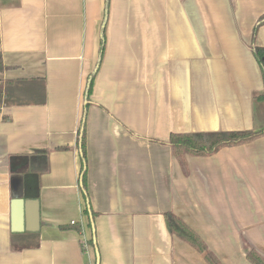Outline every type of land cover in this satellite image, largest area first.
Masks as SVG:
<instances>
[{
	"label": "crops",
	"instance_id": "1",
	"mask_svg": "<svg viewBox=\"0 0 264 264\" xmlns=\"http://www.w3.org/2000/svg\"><path fill=\"white\" fill-rule=\"evenodd\" d=\"M263 17L264 0H0V264H208L169 212L221 264L264 257V137L187 156V174L168 144L264 128ZM26 174L37 232L14 231Z\"/></svg>",
	"mask_w": 264,
	"mask_h": 264
},
{
	"label": "trees",
	"instance_id": "2",
	"mask_svg": "<svg viewBox=\"0 0 264 264\" xmlns=\"http://www.w3.org/2000/svg\"><path fill=\"white\" fill-rule=\"evenodd\" d=\"M107 8L106 6V16L104 20V26L102 29L101 36V49L99 64L101 63L104 46H105V25L107 20ZM264 25V17L259 21V24L254 30V35L259 27ZM253 55L257 60L264 78V48L259 46H254L252 48ZM97 72L90 75L86 90H85V110L84 117L82 121L81 130L79 135L81 138L82 145V156L86 162V134H85V114L87 108L90 104V97L93 92V85L95 81V76ZM46 99L42 103H45ZM256 102L264 105V91L256 98ZM264 137V128L254 131H244V132H201V133H185V134H171L169 137L168 144L172 149L174 157L178 160L181 165L182 170L187 174V156L195 157H209L218 153L223 148L238 147L245 144L255 142ZM82 187L83 192L87 196V185H86V168H82ZM40 191V180L38 174H26L24 176V197L26 199H38ZM86 215H92L93 218L96 216L95 213L90 212L88 209L85 211ZM166 224L170 233L178 236L182 240L189 243L194 247L199 253L204 255L205 260L208 264H221L218 258L209 251L206 243L203 239L191 229L183 220L169 212L165 214ZM247 259L251 264H264V257L257 252L255 249L247 247Z\"/></svg>",
	"mask_w": 264,
	"mask_h": 264
},
{
	"label": "water",
	"instance_id": "3",
	"mask_svg": "<svg viewBox=\"0 0 264 264\" xmlns=\"http://www.w3.org/2000/svg\"><path fill=\"white\" fill-rule=\"evenodd\" d=\"M98 71V68L95 72ZM14 224L17 225L15 228V232H23L25 229L21 228V224L24 220L29 219L31 220L33 227L31 230L28 229L29 232H37L39 230V219H40V212H39V202L37 199L34 200H17L14 203ZM90 211V208H89ZM92 224L93 223V216L90 215ZM94 226V225H92Z\"/></svg>",
	"mask_w": 264,
	"mask_h": 264
},
{
	"label": "built area",
	"instance_id": "4",
	"mask_svg": "<svg viewBox=\"0 0 264 264\" xmlns=\"http://www.w3.org/2000/svg\"><path fill=\"white\" fill-rule=\"evenodd\" d=\"M73 225H75V222H72Z\"/></svg>",
	"mask_w": 264,
	"mask_h": 264
}]
</instances>
